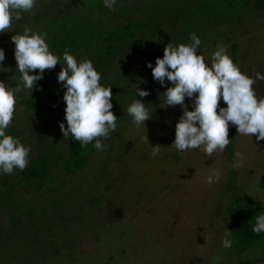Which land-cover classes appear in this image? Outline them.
<instances>
[{"label":"rangeland","instance_id":"obj_1","mask_svg":"<svg viewBox=\"0 0 264 264\" xmlns=\"http://www.w3.org/2000/svg\"><path fill=\"white\" fill-rule=\"evenodd\" d=\"M97 2L40 0L32 13H22L21 20L13 21L11 31L0 33V47L6 53L0 80L14 86L20 75L12 36L22 34L26 26L46 32L50 46L58 34L53 23L68 16L81 18L87 31L102 35L129 19L146 23L142 37L114 58L108 76L102 77V85H113V112L122 119L107 139L106 150H95L78 174L70 175L59 166L50 167L52 178L28 179L34 160L44 156L49 145L62 143L58 151L68 154L70 138H64L59 126L62 121L67 126L65 112L52 124L51 84H37L32 95H19L9 127L32 151L25 170L0 175V250H4L0 264H240V255L221 246L226 209L236 193L264 201V141L239 135L230 125L232 156L226 149L211 157L199 149L177 151L171 145L183 108L160 107L166 88L153 78L148 63L139 66L138 56L131 52L143 46L158 51L169 43L189 44L195 33L202 40L200 51L205 56L224 44L230 46L232 57L237 42L241 70L248 75L264 74V11L249 12L233 30L230 23L211 27L200 21V27H194L193 10L207 23L216 17L200 8L197 0H119L114 11L103 2L99 8ZM174 8L183 10L181 17H171ZM189 25L194 29H185ZM61 70L50 75L54 82ZM138 86L150 95L136 97ZM254 88L258 96H264V81ZM31 99L38 103L30 108ZM134 99H142L153 114L139 130L127 113ZM185 103L193 110L189 99ZM146 136L150 145L161 146L155 158L144 142ZM237 153L244 159L234 168ZM216 170L222 175L209 184L207 177ZM19 243L22 250H12ZM11 254H18L17 258L10 260ZM254 264H264V259Z\"/></svg>","mask_w":264,"mask_h":264},{"label":"clouds","instance_id":"obj_2","mask_svg":"<svg viewBox=\"0 0 264 264\" xmlns=\"http://www.w3.org/2000/svg\"><path fill=\"white\" fill-rule=\"evenodd\" d=\"M39 2L0 0V33L11 31L13 21L21 20L22 13H32ZM103 3L105 8L114 11L119 0H103ZM47 36L46 32L41 34L27 26L22 34L12 36L21 82L12 86L0 80V175H11L17 169L23 171L28 167L31 146L25 145L19 137L9 135L7 130L15 118L19 95H32L37 82L44 78L45 70L55 69L58 63L63 65L58 82L66 90L63 101L66 103L67 126L63 121L59 125L64 138L79 142L81 147L94 142V148L102 152L106 150L102 141L117 130L113 85L101 84L102 74L91 59L78 60L68 49L62 58L54 54ZM189 38V44L169 43L163 58L158 57L154 67L151 62L147 64L153 78L166 88L161 94L160 107L180 105L183 108L171 146L181 153L199 149L211 157L216 152H223L230 144V125L236 127L239 135L255 136L257 142L264 141V96H258L254 88L258 81H264V74L243 72L229 54L228 45H218L207 57L200 51V37L192 33ZM5 59V50L0 47V69H3ZM167 82L172 86L168 87ZM149 95V91L136 88V97ZM186 98L191 101L193 110H188ZM221 99L226 107L220 105ZM147 105L142 99H134L127 108L138 130L152 118ZM144 142L151 148L153 158L159 155L160 145H150L147 136ZM237 156L239 160L233 164L234 168L240 167L244 159L242 154L237 153ZM221 175L216 170L207 177V182L219 181ZM253 231L257 235L264 233V213L256 216ZM231 237L232 231H226L221 242L223 249L233 246Z\"/></svg>","mask_w":264,"mask_h":264},{"label":"trees","instance_id":"obj_3","mask_svg":"<svg viewBox=\"0 0 264 264\" xmlns=\"http://www.w3.org/2000/svg\"><path fill=\"white\" fill-rule=\"evenodd\" d=\"M102 2L103 0H98L96 3L99 8H101ZM197 2L201 4L200 8L204 9L210 15L215 14L216 17H212L210 22L207 23L198 18V13L193 10V15L192 13H190V15L194 20V27H196V24L197 27H200V21H202V23H206L211 27H216L221 23H230L233 26V30H236V27L241 24L246 14L251 11L254 13L264 11V0H197ZM182 14V9L174 8L171 12V17L178 18L181 17ZM82 24L81 18L76 16H68L64 17L62 20H56L53 26L58 34L50 43V50L61 58L65 50L68 49L70 50V54L74 55L78 60L82 58L91 59L94 62V67L102 74V77L108 76L107 73L112 60L119 56L121 52H124L125 48L130 45V43L137 40L138 37L141 38L142 33L140 31L142 28L146 27L145 20L143 19H129L123 25L112 28L105 35H102L98 32L87 31L86 24ZM185 29L191 30L192 26L189 25ZM200 30L202 31V29ZM178 41L180 40L178 39ZM153 49L154 48L143 46L136 52L132 51L131 56L133 54L138 56L139 66H143V63L151 62L154 67L156 59L158 57L163 58L164 47H161L158 51ZM232 49V58L237 63V42L233 43ZM61 63H63L62 59ZM62 67L63 65L58 63L55 69H46L44 78L37 82L39 85L47 82L52 86L50 91L51 98L48 101V105L51 107L50 111L53 113L52 124L63 115L66 109V103L63 101L66 90L62 87L60 82H54L55 79L50 77L54 71L56 72L62 69ZM38 71L39 70H37V73ZM16 77L17 82L15 84H20L21 77ZM36 102L37 101L31 99L29 107L31 108L32 105L35 106ZM54 105L56 106L54 107ZM221 106L226 107L227 105L224 103ZM115 115L117 116L118 126L122 118L118 114ZM7 133L13 136H15V134L17 135L16 130L10 127ZM106 141L107 139L102 142L106 145ZM62 145V143L49 145L45 150L44 156L34 160L28 171V179L32 181L47 179L51 177L49 172L50 167L57 168L59 166H62L68 174L76 175L85 169L96 150L93 146L94 142L86 147H81L79 142L70 138L68 154H64V152L58 151L57 149L61 148ZM225 151L232 156L234 151L233 139H231ZM262 213H264V201L259 199L248 198L243 194L236 193L232 195L228 202L225 230L232 231L231 238L234 243L230 250L232 253L240 255V264H254L264 259V233L257 235L253 231V227L256 223V216ZM31 215L32 213L29 216ZM15 219L17 220V217ZM20 240L19 238L17 241L20 242ZM18 245L19 247H13L12 250H22V245L20 243ZM3 252L4 250H0L1 258H4ZM17 255L18 254L12 257L10 256V260H13L14 257L17 258Z\"/></svg>","mask_w":264,"mask_h":264}]
</instances>
